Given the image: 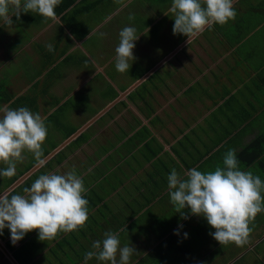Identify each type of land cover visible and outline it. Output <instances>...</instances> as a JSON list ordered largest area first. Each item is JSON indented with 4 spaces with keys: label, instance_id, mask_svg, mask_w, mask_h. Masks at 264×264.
<instances>
[{
    "label": "crops",
    "instance_id": "crops-1",
    "mask_svg": "<svg viewBox=\"0 0 264 264\" xmlns=\"http://www.w3.org/2000/svg\"><path fill=\"white\" fill-rule=\"evenodd\" d=\"M104 1L108 2L110 0H74L72 6L66 11L59 16L56 15L57 19L55 21L45 20L39 16L36 23L39 20L44 21V26L40 27L45 29L48 28V24L54 23V26L59 25L65 32H67L66 26H79L80 34L83 33L85 35L76 41L77 48V46H80L78 42H83L90 36V32L87 30L84 32L85 29L82 26H89V24L85 23L94 18L98 11H103L98 9ZM132 1L120 0L119 9L110 12L111 14L108 13L105 19L109 18V16L115 19L116 14L128 12L127 6ZM157 1L163 5L165 12H169L171 0ZM239 2L241 0H233V6ZM75 6L79 10L77 14H72V9ZM238 9H241V7L238 6ZM260 9L258 5H253L251 15H247L245 10L241 9V15L244 11L246 17L240 16L238 20L242 25V31L238 37L236 35L233 41L234 47H230V51L223 52L222 45L220 48V51H222L221 55H213L211 60L209 57L204 56L203 52H200L202 56L197 59L192 50H187L191 60L196 61L195 64L183 69L182 63L188 62V59L176 64L179 66V72L177 73L187 78V85L181 89L180 94H175L170 99L168 111H165L163 106L159 111L162 112L161 114L152 110L153 114L150 118L157 119L159 122L156 125L152 124V128H149V131L142 133L138 138H130L134 131L141 129V125L148 126L149 117L145 124L143 121L140 125L136 121L138 115L120 116L119 118L133 120L137 124L132 129L133 124L129 125V121H125V125L130 129L129 131L116 125L118 118L114 117L111 120L115 122L114 127L118 128L114 132L122 131L124 133L117 136L110 132V135L107 136L112 146L108 159L116 161L119 155L118 158H125L128 163L123 164L124 160H120L118 164H116L117 162L106 161L108 169L106 168L105 174L99 176L97 181L90 179L88 174L83 172L82 169L86 168L87 172H92L100 166V163L94 164L86 160L87 162L82 164L83 167H81L82 165L80 166L82 168L80 176L83 178L87 189L85 198L89 202L88 220L83 228L66 234L61 233L55 240L49 241H40L37 231L33 230L15 245L10 240V232L3 231V234L0 235V264H84V254L91 250V245L94 241L103 239V233L106 231L119 232L121 246L131 244L135 247L137 253L130 258V264H147L145 261L148 259L156 261L153 255L156 251L163 252V255H158V257L165 259V264H264V212L259 213L252 224H250L252 232L245 245L236 246L235 244H229L224 246L220 245L209 235L215 230L207 224L203 217L189 214L188 219H181L180 214L175 213L174 206L170 203L167 194V176L173 168L178 172H183L193 167L202 172L212 171L217 165L222 166L223 155L229 149H234L238 160L242 162L240 166L243 167L240 170L246 171L256 163L262 169L259 160L250 163V156L253 152H246V150L250 149L249 145L264 133V83L253 82L250 93V97L253 98L249 101L243 98H235V96L243 89L245 86L243 84L250 81L251 77L256 81L261 73L260 70L264 68V63L249 65L246 68L251 73L249 78V76L244 74L241 66H235L233 62L235 58L232 56L235 54L233 51L236 49L235 46H242V35L250 30L252 33L256 32L260 28L258 27V16L262 13ZM148 10L154 9H146V11ZM68 14L69 17L63 24L60 17ZM148 14L153 15V12L149 11ZM153 16L156 21L163 17L158 15L157 12ZM32 27L38 28L39 26L38 24H33ZM92 27L95 28L96 25L94 24ZM142 31L140 30L139 34ZM193 39L189 41L188 39L180 40L177 43L176 53L186 47ZM184 43L185 45L181 47ZM216 44L219 47L221 46L218 41ZM244 48H249L252 51V48L248 45ZM176 53H174L173 57ZM67 57L68 54H62L56 63L66 65L67 62H64V60ZM165 58L164 56L161 63L164 62ZM224 59L229 66L236 67V76L233 73H229V67L223 64ZM194 67L199 68V71L195 70ZM72 72L67 76L78 75L74 68H72ZM196 74L202 80L191 78L192 75ZM76 78L78 82H82L78 84L77 81L66 79L67 82H76L78 84L77 90H74L76 88L73 89V95L80 91L85 82L90 79H82V75ZM138 79H135L127 89L125 88L126 90L123 89L125 91L122 93L115 90L116 96L109 98V104H106L110 108H108L109 111L114 110L116 106H123L124 112H128V109L125 108L126 102L123 99L126 97L127 101L131 102L129 97L138 85L132 90H128L138 82ZM239 80L242 83H239ZM225 85L233 88L222 91L220 87ZM173 87H175L174 84ZM192 90L195 91V94L192 93ZM24 91H27V88ZM255 92H260L261 95L259 93L254 95ZM17 97L15 95L13 101ZM176 98L181 99L184 102L182 104L187 106V109L184 107L185 113L181 114L179 118H176V115L169 111V106L174 104ZM190 100L194 101L190 102ZM237 100H241V105H237ZM10 103L2 102L1 105L8 108ZM58 104H56V107L63 103ZM74 107L78 108L79 106L75 105ZM188 107L193 108V111H190ZM108 110L100 116L101 112L85 116L80 110V115L89 117L87 122L93 120L92 124L88 126L92 127ZM161 117L165 121L164 123H162ZM128 138L131 141L133 140L132 146H128H131L129 150L121 148ZM103 143L105 144L104 141ZM84 144L85 142L81 147ZM74 150L76 152L79 148ZM74 154V152L68 153L59 158L58 161H64L61 165H58V162L55 165L44 168V171L35 170L29 175V179L23 181L7 195L10 197L13 194H23L24 184L30 187L42 174L54 172L63 174V170L67 171L65 167L67 162L70 161L69 158ZM92 157L93 152L90 158ZM87 163L89 165H86ZM23 170L19 173L16 171L15 176L18 177L20 173L26 171ZM104 175L108 176V180L101 182L105 177ZM3 181V177H0V194L13 185H5ZM11 192L13 193L10 195ZM185 211L187 212V209ZM181 225L182 227H180ZM125 228L126 230L122 231ZM185 233H187L186 238ZM117 259H119L118 255ZM88 264H100V262L93 258L88 261ZM151 264H158V262Z\"/></svg>",
    "mask_w": 264,
    "mask_h": 264
},
{
    "label": "rangeland",
    "instance_id": "rangeland-1",
    "mask_svg": "<svg viewBox=\"0 0 264 264\" xmlns=\"http://www.w3.org/2000/svg\"><path fill=\"white\" fill-rule=\"evenodd\" d=\"M119 1L110 0L102 2V6L98 10L103 11H98L94 18L85 23L89 24V26H82L85 29L84 32L86 30L90 32V36L83 42H78L80 46H77V48L76 41L80 38L79 26H74L73 29L66 26L67 32L59 25L54 26V23L48 24V28L46 29L41 28L44 26V21L39 20L36 23L39 15L30 12L26 14L21 13L19 20L13 16L12 27L0 21V83L15 95H19V93H21L20 95L30 94L31 99H34L33 96L36 95L37 99L34 100L36 104L30 109L33 113H39L41 116L46 117L53 114V116L57 115L59 117L60 125L57 127L54 125V120H44L49 136L47 135L48 138L45 140L43 146L48 145V143H59V141L64 139L66 134L76 130L87 122V118L89 117L85 116H91L95 112H102L108 107L106 104H109V98L116 96L115 90L120 93L124 92L135 79L140 77L138 79L140 80L142 76H145L152 69L156 68L152 75L132 91L129 97L131 102H128L126 97L123 99L126 102L125 108L128 109L127 113L124 112L123 106H116L112 111L108 110L96 121V124H93L92 127H88L82 132L84 137L83 142L77 143L73 141L62 150L60 158L68 153H75L69 158L70 161L67 162L65 167L67 171L63 170L64 173L75 168L77 174L80 175L81 167H83L82 164L83 162L86 163V160L94 164L100 163V166L92 172H87L86 168L82 169L94 181H97L99 176L105 174L106 168L108 169L106 161L117 162L116 164H118L120 160H124L123 164L128 163L127 159L118 158L119 155L116 161L108 159L112 146L107 136L110 135V132L117 136L124 133L122 131L114 132L118 128L114 127L115 122L111 120L114 117L118 118L116 125L129 131L128 126L125 125L127 121H129V125L133 124L132 129L137 124L133 120L119 118L120 116L138 115L136 121L141 125L143 121L144 124L146 123L150 111L154 110L158 114H161L162 112L159 111L162 106L165 111H168L170 99L175 94H180L181 89L187 85V78L177 73L179 72V66L176 64L183 62L184 59H188V62L182 63L183 69L192 66L196 62L195 60H191L187 50H192L197 59L202 56L200 52H203V55L209 57L211 60L213 55H221L222 51H220V48L222 45L223 52L230 51V47H234L233 41L236 38V33L234 32V27L237 25L236 22L240 16L245 18L246 14L251 15L253 5H258L261 8L260 11L262 13L258 16V27L260 28L256 32L252 33L250 30L248 33L242 35V46H235L236 49L233 50L235 52L232 55L235 58L233 62L236 67L241 66L244 74L249 76V78L251 77V73L246 68L249 65H254V63L257 65L264 63V0H241V2L234 6L237 13L234 20L229 21L223 26L213 25L211 29H206L178 53H176L177 43L180 40H186L187 37L180 34L173 35V15L170 12H165L166 10L163 8V5L159 4L157 0H133L127 6L128 12L116 14L114 19V17L109 15L111 14L110 12L119 9ZM238 6L242 10H245L246 14L243 11L241 15L242 10L238 9ZM146 9L154 10L146 11ZM149 11H152L153 15L157 12L158 15H162L163 17L159 21H156L153 15L148 14ZM108 13H110L108 15L109 18L105 19ZM129 16L134 17V19L129 20ZM33 24H38L39 27L33 28ZM94 24L96 25L95 28L92 27ZM126 26L135 27L138 35L140 30L143 31L139 39L134 42L133 55L137 59L132 63L128 72L119 73L115 70V47L119 43V31ZM90 29L92 30L90 31ZM217 41H220V47L216 44ZM49 43L54 46V51L52 52H48L45 48V45ZM246 45L250 46L252 51L249 48H244ZM51 53L52 58H59L62 53L68 54L66 65L55 62L49 67L48 61L43 58V55ZM174 53L176 55L173 57ZM164 56L168 59L161 63ZM223 64L229 67V73H233L234 76L237 75L236 67L229 66L225 59L223 60ZM55 66L57 67L56 72L54 70L50 72ZM72 68L76 70L79 76L82 75V79L90 78L85 82L82 89L74 95L72 92L77 90L78 84L82 81L78 82L76 78L79 77L78 75L67 76L73 73ZM194 69L199 71V68L194 67ZM260 72L256 81L251 77L249 82L243 84L245 86L235 98H243L248 101L253 98L250 97L253 82L264 83V68ZM191 78L202 80L197 74L192 75ZM66 79L77 81L78 84L76 82H67ZM239 83H242V81L239 80ZM173 84L175 87H173ZM25 88H27V91H24ZM220 88H222V91H226L228 88L233 87L225 85ZM83 90L85 91L82 92ZM192 93L195 94V91L192 90ZM258 93L261 95L260 92H255L254 95ZM192 101L194 100H190V102ZM65 102L68 104L59 106L60 108L55 106L58 103ZM182 102L181 99L176 98L174 104L169 106V111L173 115H176V118L185 113L184 107L187 109V106L182 104ZM240 102L241 100H237V105H241ZM71 103L79 107L69 106ZM1 104L0 109L7 108ZM80 110L85 116L80 115ZM189 110L193 111V108H189ZM157 122H159L157 119L150 118L148 126L141 125V129L134 131L130 135V138H138L142 133L149 131V128H152V124L156 125ZM164 122L162 118V123ZM53 132H56L57 135L55 136ZM132 141L129 138L126 139L121 148L129 150L132 146ZM84 142L85 144L81 147ZM129 145L131 146L128 147ZM76 148H79V150L75 152L74 149ZM92 152L93 157L90 158ZM52 163L55 165L57 161L53 160ZM241 163L239 164V168L242 169ZM86 165L89 164L87 163ZM4 167L6 165L0 163V168ZM246 171H251L264 181V170L259 167L258 163L252 165ZM8 179V177H3V184ZM106 180H108V176H105L101 182ZM3 231L9 230L5 228ZM153 255L158 264H165V259L158 257V255H163V252L156 251ZM156 261L148 259L145 262L151 264Z\"/></svg>",
    "mask_w": 264,
    "mask_h": 264
},
{
    "label": "clouds",
    "instance_id": "clouds-1",
    "mask_svg": "<svg viewBox=\"0 0 264 264\" xmlns=\"http://www.w3.org/2000/svg\"><path fill=\"white\" fill-rule=\"evenodd\" d=\"M60 3L61 0H0V21L12 27L13 16L19 20L21 13L29 12L55 21V9ZM169 12L174 20L173 35H183L188 41L213 25L227 24L237 15L233 0H171ZM118 35L115 70L125 73L137 59L133 50L140 34L135 27L126 26ZM45 48L54 51L50 43ZM0 113V163L6 165L0 168V177L11 178L17 164L24 160L23 153L29 152L36 159L43 155L48 128L41 115L27 107L3 108ZM239 164L235 150L229 149L223 155L222 166L217 165L212 171L202 172L193 167L178 172L173 168L167 176V194L175 213L185 220L189 214L203 217L215 230L209 235L224 246L245 245L252 232L250 224L264 212V181L251 171L240 170ZM86 193L83 178L73 168L63 174L40 175L30 187L23 189V194L10 197L0 194V235L7 228L15 245L33 230L40 241L78 231L88 220ZM135 253L131 244L121 246L119 232L106 231L103 239L94 241L91 250L84 254V264L93 258L100 264H130Z\"/></svg>",
    "mask_w": 264,
    "mask_h": 264
},
{
    "label": "trees",
    "instance_id": "trees-1",
    "mask_svg": "<svg viewBox=\"0 0 264 264\" xmlns=\"http://www.w3.org/2000/svg\"><path fill=\"white\" fill-rule=\"evenodd\" d=\"M74 3V0H61V3L56 7L55 9V12H56V15H60L62 14L64 11H66L70 6H72V4ZM79 8L77 6H75L73 9H72V14H77ZM69 17V14L68 15H62L60 17V19L63 21L62 23L64 24L65 23V20ZM251 20V19H250ZM237 25L234 27V32L236 33V35H239L241 33V29H242V25L240 22H236ZM70 29H73L74 27L72 26H68ZM80 37L82 38L85 34H80ZM220 43V41H218ZM64 54V53H62ZM43 58L45 60L48 61V66H52L58 58H52V53L51 54H45L43 55ZM64 62H66V59L64 60ZM56 66L53 67L50 72H52L53 70L56 72ZM14 96L15 94L8 91L7 90V87H4L3 84L0 83V103L2 102H6V103H10V105L8 106V108H11V109H17L19 107H27L29 109L33 108L34 107V104H36V102L34 101L35 99H37V96H33L34 99H31L30 98V94H25V95H21V96H18L17 98H15V100L13 101L14 99ZM68 103H63L61 106L63 105H66ZM56 106V105H55ZM69 106H73L74 105L71 103L69 104ZM59 107V108H60ZM58 108V109H59ZM57 109V110H58ZM55 110V111H57ZM54 111V112H55ZM153 114V111H150L148 117L150 118L151 115ZM147 117V118H148ZM59 117L56 115V116H53V114H50L48 115L44 120H54V125L55 127L59 126L60 125V122H59ZM75 132L74 131H71L70 133L66 134L65 136V139L67 137H69L70 135H72L73 133ZM84 140V137H83V134H81L80 136H78L74 142H83ZM250 149L246 150V152H253V154L250 156V163H253V161H257L259 160V163L261 164V167L262 169L264 170V133L262 135H260L254 142H252L250 145H249ZM29 168V167H28ZM17 178V176H12L11 178H9L6 182H5V185H10L15 179ZM25 187H28V185L24 184L23 188ZM13 192L10 193V195L12 194Z\"/></svg>",
    "mask_w": 264,
    "mask_h": 264
},
{
    "label": "flooded vegetation",
    "instance_id": "flooded-vegetation-1",
    "mask_svg": "<svg viewBox=\"0 0 264 264\" xmlns=\"http://www.w3.org/2000/svg\"><path fill=\"white\" fill-rule=\"evenodd\" d=\"M17 96H21V95H17ZM43 119L46 118V116H41ZM81 127H78L75 132L77 130H79ZM86 130V129H85ZM84 130V131H85ZM74 132V133H75ZM54 135L56 136L57 133L56 132H53ZM73 133V134H74ZM82 134V133H81ZM80 134V135H81ZM49 136V134H48ZM47 136V138H48ZM46 138V139H47ZM49 140V139H48ZM66 140V139H65ZM64 139H62L61 141H59V143H48V145H45L43 146L42 145V148H43V155L39 158V159H36L34 158V156L29 153V152H25L23 153L24 155V160L20 163L17 164V167H16V171H18V173L20 171H22L23 169L26 170L25 172L23 173H20V175L11 183V184H14L18 179H20L22 176H24L27 172H29L34 166H37L39 163L43 162L49 155H51L53 152L56 151L57 148L60 147V145L65 141ZM75 140V139H74ZM73 140V141H74ZM72 141V142H73ZM45 142V141H44ZM65 148V147H64ZM64 148H61L60 150H58L57 152H55L50 158H48L41 166H39L36 171L39 170V172L43 171L44 168L46 167H49L51 165H53L54 163H52L53 160H56L58 165H61L62 163H64V161H58V159L60 158V155H61V152ZM29 167V168H28ZM23 170V171H24ZM30 176H27L25 178L24 181H26L27 179H29Z\"/></svg>",
    "mask_w": 264,
    "mask_h": 264
},
{
    "label": "water",
    "instance_id": "water-1",
    "mask_svg": "<svg viewBox=\"0 0 264 264\" xmlns=\"http://www.w3.org/2000/svg\"><path fill=\"white\" fill-rule=\"evenodd\" d=\"M185 45L182 44L181 47H183ZM168 58H166L164 61H166ZM152 72L147 73L143 78H141L140 80H138V82H136L128 91L132 90L134 87H136L137 85H139L143 80H145ZM127 91V92H128ZM126 92V93H127ZM125 93V94H126ZM120 100V99H119ZM118 101V100H117ZM115 101V102H117ZM114 102V103H115ZM112 103V104H114ZM109 107H106L100 114L102 115L106 110H108ZM96 118V117H95ZM93 118V119H95ZM93 120L87 122L83 127H81L79 130H77L73 135H71L70 137H68L61 145L59 148L56 149L55 152H57L58 150H60L61 148L65 147L66 145H68L72 140H74L76 137H78L88 126H90L92 124ZM55 152H53L51 155H49L43 162L39 163L37 166L33 167L29 172H27L24 176H22L20 179H18L11 187H9L4 193L2 194H8L10 191L14 190L17 186H19L27 176H29L30 174H32L39 166H41L48 158H50Z\"/></svg>",
    "mask_w": 264,
    "mask_h": 264
}]
</instances>
